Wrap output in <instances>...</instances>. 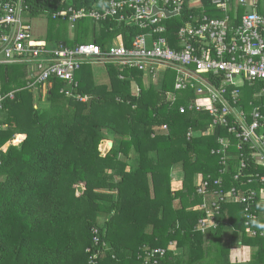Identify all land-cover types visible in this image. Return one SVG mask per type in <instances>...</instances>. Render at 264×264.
I'll use <instances>...</instances> for the list:
<instances>
[{
	"label": "trees",
	"instance_id": "obj_1",
	"mask_svg": "<svg viewBox=\"0 0 264 264\" xmlns=\"http://www.w3.org/2000/svg\"><path fill=\"white\" fill-rule=\"evenodd\" d=\"M98 2L25 0L30 19L52 20L70 6L91 8ZM202 3V10L193 9L190 15L184 10L164 22L163 36L171 48L179 28L197 25L203 16L223 18L209 0ZM239 20L231 17L233 25ZM73 29L71 40L47 35L48 47L95 43L104 50L118 36L130 47L132 38L143 33L134 26L88 19L76 21ZM92 68L84 65L76 73V98H69L60 93L59 80H49L46 91L38 87L34 93L27 89V67L0 66V125L6 126L0 131V148L17 135L25 136L19 145L0 151V264H89L95 253L96 264H145L144 251L158 248L165 250L160 264H240L231 263L229 252L241 246L251 249L246 264H264V237L246 232L245 205L221 203L216 227L204 234L195 230L205 217L204 210L195 208L212 200L210 194L196 193L197 176L209 178L210 192L217 189V180L223 191L254 192L255 230L262 231L264 186L249 177L264 174V168L254 163L248 149L239 157L238 142L227 129L209 131L207 112L189 108L193 93L174 91L173 71L152 82L137 70L106 66L108 82L98 84ZM256 92L248 87L240 91L239 104L247 114L249 104L264 103ZM180 107L185 108L182 114ZM220 139L229 140V150L211 155L220 149ZM105 140L112 147L101 156L99 146ZM241 160L245 168L235 180ZM175 168L183 173L179 190L171 186Z\"/></svg>",
	"mask_w": 264,
	"mask_h": 264
},
{
	"label": "built area",
	"instance_id": "obj_2",
	"mask_svg": "<svg viewBox=\"0 0 264 264\" xmlns=\"http://www.w3.org/2000/svg\"><path fill=\"white\" fill-rule=\"evenodd\" d=\"M209 1L223 14V18L203 16L197 25L179 28L174 48L163 36L166 33L164 22L179 16L184 10L189 15L193 9L202 10V0H99L91 8L74 9L70 6L53 14V19L67 21L72 28L76 21L88 19L92 23L112 21L118 25L134 26L143 32L132 38L130 47L125 46L118 36L103 50L95 43L81 44L73 49L60 44L51 49L46 41L34 38L33 19L28 17L25 0H0V66L27 67V89L30 91L38 87L46 91L50 87L47 86L49 80H59L63 83L60 93L69 98H76L73 94L77 89L75 75L84 65L111 66L120 71L134 69L143 73L145 78L150 77L152 82H156L160 73L171 70L175 73L174 91L193 93L195 99L190 101L189 108L207 112L209 131L217 127L227 129L238 142L236 149L242 152L239 157H243L244 150L248 149L254 163L264 168V103L258 106L249 104L252 109L248 114L239 104L240 91L245 87L256 89L254 96L259 101L264 100V17L254 11L249 12L233 25L228 14L229 1ZM238 2L246 5V0ZM119 79L122 80L123 76ZM138 92L139 88L135 87V95ZM7 97L12 99L13 93ZM3 99L0 95V104ZM79 100L84 102L87 99ZM171 101H175L174 93H171ZM179 112L184 113L185 108L180 107ZM5 128V125H0V131ZM192 133L189 131L187 137L191 138ZM23 139L15 136L0 151L9 145H19ZM218 145L220 149L212 150L211 155L225 154L230 142L220 139ZM220 161L226 168L223 157ZM243 161H240L235 180L245 168ZM249 178L264 186L263 173H252ZM210 184L209 178H200L195 185L198 195L206 197L210 194L212 197L208 203L195 208L205 212V217L197 222L196 231L204 234L215 228L214 219L221 203L234 202L245 205L243 219L246 232L264 237V227L260 233L255 230L258 217L251 210L257 198L254 192L242 194L235 188L223 191L220 180L214 182L217 189L210 192ZM169 247L173 248L174 244ZM143 255L145 264H160L165 250L146 249ZM96 259L97 253L89 257V264H96Z\"/></svg>",
	"mask_w": 264,
	"mask_h": 264
},
{
	"label": "rangeland",
	"instance_id": "obj_3",
	"mask_svg": "<svg viewBox=\"0 0 264 264\" xmlns=\"http://www.w3.org/2000/svg\"><path fill=\"white\" fill-rule=\"evenodd\" d=\"M248 10V9H247ZM32 28H33V35L35 39L40 40H46V36L49 35L51 38L58 40L60 38H65L66 40H71L74 35V29L71 27V25L68 22L62 21L61 19L52 20L46 16H40L38 18H35L32 20ZM93 72L97 75V83L98 84H107V77L104 71L103 66H93L92 68ZM171 81V80H170ZM150 82H145L146 87L149 86ZM172 83H174V78H172ZM155 84V83H154ZM135 91V89L133 88ZM36 93V91H32ZM111 142L110 140H106L101 142L99 146V151L102 155H105L109 148L107 147V143ZM176 173H181L180 168H175L173 170V176H172V182H175L176 180ZM183 173H181L182 175ZM183 177V175L181 176ZM200 178L196 176L195 184ZM79 187V186H77ZM82 185L78 189L81 190ZM264 200V198H262ZM252 236V235H250ZM177 252V251H176ZM175 252V253H176Z\"/></svg>",
	"mask_w": 264,
	"mask_h": 264
},
{
	"label": "crops",
	"instance_id": "obj_4",
	"mask_svg": "<svg viewBox=\"0 0 264 264\" xmlns=\"http://www.w3.org/2000/svg\"><path fill=\"white\" fill-rule=\"evenodd\" d=\"M228 1H229L228 14L230 18L232 17L233 20H238L244 14L253 12V11L258 13L260 16L264 17V0H246L245 6L240 5L238 2L239 0H228ZM17 136H22L23 138H25L24 135H17ZM176 176L177 177H176L175 182L171 183L172 190H179L181 188V184H182L181 176L182 175L181 173L180 174L176 173ZM82 190H83V187L81 188V192H79V195L82 193ZM227 239L228 237H225L223 240L225 241ZM229 258H230L231 263L246 264L251 259V249L246 246L233 248L229 252Z\"/></svg>",
	"mask_w": 264,
	"mask_h": 264
},
{
	"label": "water",
	"instance_id": "obj_5",
	"mask_svg": "<svg viewBox=\"0 0 264 264\" xmlns=\"http://www.w3.org/2000/svg\"><path fill=\"white\" fill-rule=\"evenodd\" d=\"M61 45L64 46L65 44H64V43H61ZM107 147H108V148H111V147H112V143H111V142H108V143H107Z\"/></svg>",
	"mask_w": 264,
	"mask_h": 264
},
{
	"label": "clouds",
	"instance_id": "obj_6",
	"mask_svg": "<svg viewBox=\"0 0 264 264\" xmlns=\"http://www.w3.org/2000/svg\"><path fill=\"white\" fill-rule=\"evenodd\" d=\"M105 141H106V140H105ZM111 143H112V142H111ZM110 149H111V148H109L108 152L110 151ZM108 152H107V153H108ZM100 153H101V152H100ZM107 153H106V154H107ZM106 154H105V155H106ZM105 155H104V156H105ZM101 156H102V154H101Z\"/></svg>",
	"mask_w": 264,
	"mask_h": 264
}]
</instances>
